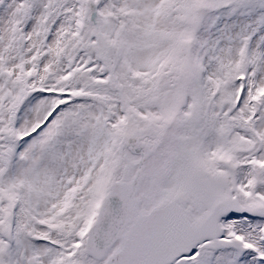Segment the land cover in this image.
I'll use <instances>...</instances> for the list:
<instances>
[{
	"label": "snow or ice",
	"instance_id": "6c2138e0",
	"mask_svg": "<svg viewBox=\"0 0 264 264\" xmlns=\"http://www.w3.org/2000/svg\"><path fill=\"white\" fill-rule=\"evenodd\" d=\"M0 264H264V0H0Z\"/></svg>",
	"mask_w": 264,
	"mask_h": 264
}]
</instances>
